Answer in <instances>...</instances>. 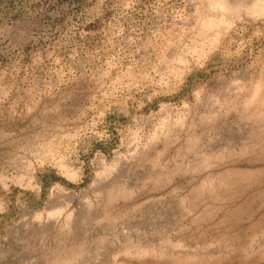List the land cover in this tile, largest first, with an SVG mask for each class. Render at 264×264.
Masks as SVG:
<instances>
[{"label":"rangeland","instance_id":"obj_1","mask_svg":"<svg viewBox=\"0 0 264 264\" xmlns=\"http://www.w3.org/2000/svg\"><path fill=\"white\" fill-rule=\"evenodd\" d=\"M0 264H264V0H0Z\"/></svg>","mask_w":264,"mask_h":264},{"label":"bare ground","instance_id":"obj_2","mask_svg":"<svg viewBox=\"0 0 264 264\" xmlns=\"http://www.w3.org/2000/svg\"><path fill=\"white\" fill-rule=\"evenodd\" d=\"M74 197V196H73Z\"/></svg>","mask_w":264,"mask_h":264}]
</instances>
